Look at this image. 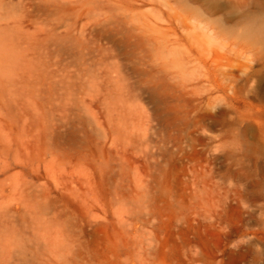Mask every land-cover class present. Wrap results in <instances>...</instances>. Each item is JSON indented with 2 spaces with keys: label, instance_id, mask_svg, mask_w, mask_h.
<instances>
[{
  "label": "rangeland",
  "instance_id": "rangeland-1",
  "mask_svg": "<svg viewBox=\"0 0 264 264\" xmlns=\"http://www.w3.org/2000/svg\"><path fill=\"white\" fill-rule=\"evenodd\" d=\"M0 264H264V0H0Z\"/></svg>",
  "mask_w": 264,
  "mask_h": 264
}]
</instances>
